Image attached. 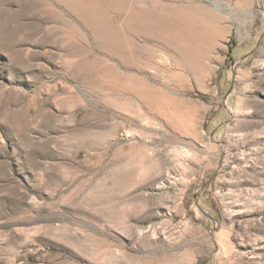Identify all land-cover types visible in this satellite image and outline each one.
<instances>
[{"label":"rangeland","instance_id":"rangeland-1","mask_svg":"<svg viewBox=\"0 0 264 264\" xmlns=\"http://www.w3.org/2000/svg\"><path fill=\"white\" fill-rule=\"evenodd\" d=\"M82 1L0 0V264H264V0Z\"/></svg>","mask_w":264,"mask_h":264},{"label":"bare ground","instance_id":"bare-ground-1","mask_svg":"<svg viewBox=\"0 0 264 264\" xmlns=\"http://www.w3.org/2000/svg\"><path fill=\"white\" fill-rule=\"evenodd\" d=\"M106 10H108V9L106 8L105 5L100 6L98 3L92 2V1H89V0H83L81 2V4L77 7V11H78L79 16L87 24H89L90 26L93 27V29H94V31H95L96 34H98L100 36H103V37L112 38L116 34V29L114 30L112 28L111 21H110L108 15L106 13ZM117 34L120 36L121 35V32L120 33H117ZM125 42L128 45H131L132 44L127 39L125 40ZM87 64H89V62H87ZM84 67H85V65H84ZM110 68L113 71V74L115 76L116 75L119 76V74L117 72L118 69L116 70L113 67H110ZM119 77L120 78H124V76H121V75ZM139 85H143L144 86L143 88H141V86L139 87L140 93L146 94V92H145V91H147L146 83L144 81H140L139 82Z\"/></svg>","mask_w":264,"mask_h":264}]
</instances>
